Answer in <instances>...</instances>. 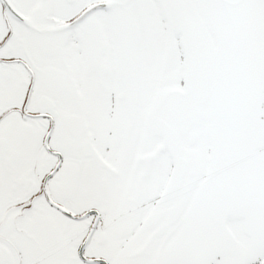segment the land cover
Here are the masks:
<instances>
[{
  "label": "snow or ice",
  "instance_id": "1",
  "mask_svg": "<svg viewBox=\"0 0 264 264\" xmlns=\"http://www.w3.org/2000/svg\"><path fill=\"white\" fill-rule=\"evenodd\" d=\"M0 264H264V0H0Z\"/></svg>",
  "mask_w": 264,
  "mask_h": 264
}]
</instances>
